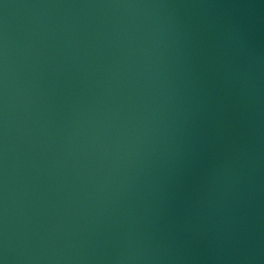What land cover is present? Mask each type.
Here are the masks:
<instances>
[{
    "label": "water",
    "instance_id": "water-1",
    "mask_svg": "<svg viewBox=\"0 0 264 264\" xmlns=\"http://www.w3.org/2000/svg\"><path fill=\"white\" fill-rule=\"evenodd\" d=\"M0 264H264V0H0Z\"/></svg>",
    "mask_w": 264,
    "mask_h": 264
}]
</instances>
